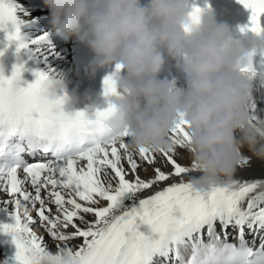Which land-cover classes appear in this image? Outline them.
<instances>
[{
	"label": "snow or ice",
	"instance_id": "obj_1",
	"mask_svg": "<svg viewBox=\"0 0 264 264\" xmlns=\"http://www.w3.org/2000/svg\"><path fill=\"white\" fill-rule=\"evenodd\" d=\"M239 2L251 10L250 23L242 31L264 33V0ZM16 12L11 0H0V31L8 41L17 42L19 51L27 45L17 27ZM201 12L193 7L192 24L199 23ZM22 71V65L11 76L0 70V191L13 197L3 203L15 206V211L8 212L13 222L0 223V232L10 235L15 244V264H264V235H260L264 232V159L253 154L261 162V177L232 178L208 191L197 190L190 178L197 168L185 147L190 143L186 122L177 124L169 135L173 150H133L113 105L92 112H66L67 97L50 91L54 82L47 74L36 72L34 82L21 87ZM240 71L250 80L258 77L251 58ZM257 83L264 87V81ZM103 86L105 97L118 95L112 75ZM258 90L250 93L253 122L264 121V103L254 95ZM260 100L264 101V94ZM25 154H40L45 160L29 163ZM182 159L189 163L182 165ZM80 161L87 163L78 167ZM251 162L252 157L241 151L240 170H251ZM155 164L163 167H152ZM142 165L145 172L152 168L148 179L139 174ZM164 167L172 171L165 172ZM20 171L24 179L19 178ZM129 174L132 180L126 178ZM169 180L173 182L158 187ZM26 183L34 194L24 187ZM153 188L154 194L139 197ZM17 197L37 211L57 248L55 254L29 226L35 221L27 207L21 213ZM101 201L106 206H100ZM126 201L132 203L126 205ZM53 204L55 213L49 206ZM87 215L95 220L88 221ZM229 228L236 229L233 239L238 243L229 242ZM245 229L252 233L251 246ZM77 238H83V243L69 247ZM257 238L260 244L255 247Z\"/></svg>",
	"mask_w": 264,
	"mask_h": 264
},
{
	"label": "clouds",
	"instance_id": "obj_2",
	"mask_svg": "<svg viewBox=\"0 0 264 264\" xmlns=\"http://www.w3.org/2000/svg\"><path fill=\"white\" fill-rule=\"evenodd\" d=\"M52 29L94 53L95 66H114L118 95L106 97L126 127L133 150L171 151L172 129L186 122L197 190L227 183L247 146L264 159V121L250 120L253 81L240 71L264 33L247 46L211 13L192 24L191 0H43ZM188 26V30H186ZM165 56L185 74V87L160 78ZM119 65L120 69L116 70ZM123 73V74H122Z\"/></svg>",
	"mask_w": 264,
	"mask_h": 264
},
{
	"label": "bare ground",
	"instance_id": "obj_3",
	"mask_svg": "<svg viewBox=\"0 0 264 264\" xmlns=\"http://www.w3.org/2000/svg\"><path fill=\"white\" fill-rule=\"evenodd\" d=\"M22 11V14L23 16L26 18V19H36V18H39L40 16L43 15V13H36L35 11H26L24 9L21 10ZM34 49H37L38 52L41 51L43 49V47H37V46H34ZM39 58H40V61H41V64L49 69H53L54 73L56 75H58L59 77L61 78H69L70 75H75L79 69H80V65L79 64H76L72 58V55H64V49H61V48H55V49H47L45 52L43 53H39L38 54ZM60 63L61 65L57 68H54V65ZM257 80L259 81H264V77H261V76H258L256 80H252L253 81V88H258L259 90L258 91H255L254 95L256 96V99L258 102L260 103H264V101H261L260 100V97L262 94H264V87H260V85L257 83ZM186 85H181V86H178L179 88H183L185 87ZM241 151L243 153V155L245 156H249V157H252V169L251 170H240V167L238 166L234 176L232 177L233 179L235 178H245V177H261L262 175V172H261V169H260V160L257 159L256 157L253 156V153L251 151H249L248 147L247 146H244L243 148H241ZM86 161H80L79 164H78V167H82V166H85L86 165ZM180 163L182 165H186L189 163V160L188 159H182L180 160ZM123 166L125 167V169L128 168V165L126 162H124ZM146 167V165H142L141 167V170L139 172L141 178L143 179H148L150 176L153 175L152 173V168H148V171L145 172L143 170V168ZM152 167H163L162 165L160 164H155L153 165ZM163 170L165 172H171L172 169L170 167H164ZM110 174H111V170L108 169L107 170ZM191 175H197L196 172L192 173ZM101 177L103 178V173H101ZM128 180H132L133 179V176L131 174H129L127 177H126ZM185 180L189 179V176H185L184 177ZM173 181L172 180H169L167 182H161V184L158 186L159 188H163L165 187L166 185L168 184H171ZM113 183V186L116 185V180L113 179L112 181ZM24 187L29 191V192H33L34 194V191L31 187V184L30 183H26L24 185ZM156 191V188H153V189H149V190H144L142 191L140 194H139V197L140 198H145L147 197L148 195H152L154 192ZM42 195H45L46 196V193L42 192ZM13 199L11 196H9L7 193L5 192H2L0 191V207H7L9 210L8 211H4V210H0V216L6 218L7 220H12V218L9 216L8 212H13L15 211V206L11 203H8V204H5L3 203L4 201H9ZM132 202L131 201H126L125 204L126 205H129L131 204ZM21 204H22V208L20 209L21 213H23V208L24 207H27L28 210H29V213L30 215L32 216L33 220L35 221V223H32L30 224L29 226L31 228H33V230L38 234L40 235L41 237H43V240L46 242V245L47 247L50 249V251L55 254L57 252V248L53 246L52 244V239L51 237L49 236L46 228L41 224V222L39 221V218H38V214H37V211L33 209L32 205L30 202H25L23 201V199H21ZM107 202L106 201H101L100 202V206H106ZM51 208H52V212L55 213L56 212V206L53 204V205H49ZM39 205L37 204L36 205V208H38ZM86 219L88 221H94L95 220V217L93 215H87L86 216ZM77 223L79 224V221H77ZM81 228L84 227L83 224L80 225ZM246 230V238H249L250 237V234L251 232L248 230V229H245ZM68 232H71L72 229L69 228L67 229ZM235 232H236V229L234 228H230L228 230V233L229 234H233V236L235 235ZM252 238H250L251 240ZM83 243V238H77V239H74L72 240L70 243H69V247H73V246H78V245H81ZM74 250H76L74 248ZM0 259H1V255H0Z\"/></svg>",
	"mask_w": 264,
	"mask_h": 264
}]
</instances>
